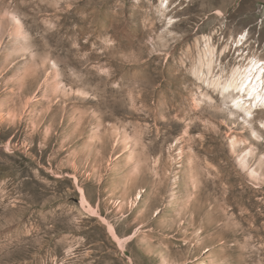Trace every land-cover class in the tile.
I'll return each mask as SVG.
<instances>
[{
    "label": "rangeland",
    "instance_id": "1",
    "mask_svg": "<svg viewBox=\"0 0 264 264\" xmlns=\"http://www.w3.org/2000/svg\"><path fill=\"white\" fill-rule=\"evenodd\" d=\"M259 56L264 0H0V264H264Z\"/></svg>",
    "mask_w": 264,
    "mask_h": 264
},
{
    "label": "bare ground",
    "instance_id": "2",
    "mask_svg": "<svg viewBox=\"0 0 264 264\" xmlns=\"http://www.w3.org/2000/svg\"><path fill=\"white\" fill-rule=\"evenodd\" d=\"M220 92L232 96L230 107L253 120L255 111L264 110V60L251 57L241 75Z\"/></svg>",
    "mask_w": 264,
    "mask_h": 264
},
{
    "label": "snow or ice",
    "instance_id": "3",
    "mask_svg": "<svg viewBox=\"0 0 264 264\" xmlns=\"http://www.w3.org/2000/svg\"><path fill=\"white\" fill-rule=\"evenodd\" d=\"M165 3H167V0H165ZM51 27V26H50ZM110 43V42H109ZM260 128L264 129V123L259 125ZM253 135H255V133H253Z\"/></svg>",
    "mask_w": 264,
    "mask_h": 264
}]
</instances>
